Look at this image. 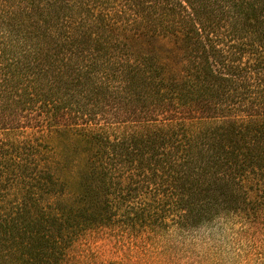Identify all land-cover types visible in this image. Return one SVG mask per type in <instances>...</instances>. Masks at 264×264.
I'll list each match as a JSON object with an SVG mask.
<instances>
[{
  "label": "trees",
  "instance_id": "1",
  "mask_svg": "<svg viewBox=\"0 0 264 264\" xmlns=\"http://www.w3.org/2000/svg\"><path fill=\"white\" fill-rule=\"evenodd\" d=\"M264 264V0H0V264Z\"/></svg>",
  "mask_w": 264,
  "mask_h": 264
},
{
  "label": "rangeland",
  "instance_id": "2",
  "mask_svg": "<svg viewBox=\"0 0 264 264\" xmlns=\"http://www.w3.org/2000/svg\"><path fill=\"white\" fill-rule=\"evenodd\" d=\"M221 246L227 253L214 257L215 260L208 264H229V251L236 250V248L224 243ZM124 251L128 256L129 249L126 246L115 242H103L96 236H88L81 239L71 250L68 264H102L105 260L124 257Z\"/></svg>",
  "mask_w": 264,
  "mask_h": 264
}]
</instances>
